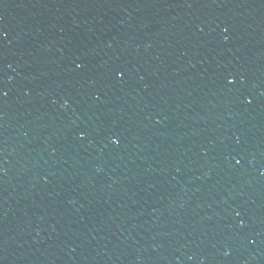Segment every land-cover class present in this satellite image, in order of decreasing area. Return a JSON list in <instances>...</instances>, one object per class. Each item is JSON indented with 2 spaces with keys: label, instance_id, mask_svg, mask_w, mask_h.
<instances>
[{
  "label": "water",
  "instance_id": "95a60500",
  "mask_svg": "<svg viewBox=\"0 0 264 264\" xmlns=\"http://www.w3.org/2000/svg\"><path fill=\"white\" fill-rule=\"evenodd\" d=\"M0 264H264V0H0Z\"/></svg>",
  "mask_w": 264,
  "mask_h": 264
},
{
  "label": "snow or ice",
  "instance_id": "6c2138e0",
  "mask_svg": "<svg viewBox=\"0 0 264 264\" xmlns=\"http://www.w3.org/2000/svg\"><path fill=\"white\" fill-rule=\"evenodd\" d=\"M119 75V74H118Z\"/></svg>",
  "mask_w": 264,
  "mask_h": 264
}]
</instances>
